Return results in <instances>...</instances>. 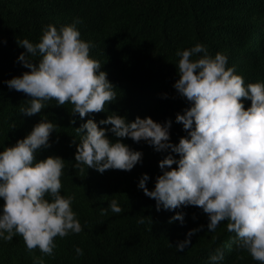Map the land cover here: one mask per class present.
I'll return each instance as SVG.
<instances>
[{
  "label": "trees",
  "instance_id": "obj_1",
  "mask_svg": "<svg viewBox=\"0 0 264 264\" xmlns=\"http://www.w3.org/2000/svg\"><path fill=\"white\" fill-rule=\"evenodd\" d=\"M0 264H264V0H0Z\"/></svg>",
  "mask_w": 264,
  "mask_h": 264
}]
</instances>
